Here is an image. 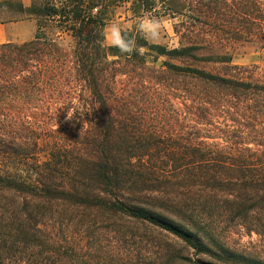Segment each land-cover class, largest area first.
I'll use <instances>...</instances> for the list:
<instances>
[{
	"label": "trees",
	"instance_id": "obj_1",
	"mask_svg": "<svg viewBox=\"0 0 264 264\" xmlns=\"http://www.w3.org/2000/svg\"><path fill=\"white\" fill-rule=\"evenodd\" d=\"M127 4L188 18L180 46L107 45ZM22 18L34 39L0 44V264H264L241 244L264 243V66L234 64L264 54V0H0Z\"/></svg>",
	"mask_w": 264,
	"mask_h": 264
},
{
	"label": "rangeland",
	"instance_id": "obj_2",
	"mask_svg": "<svg viewBox=\"0 0 264 264\" xmlns=\"http://www.w3.org/2000/svg\"><path fill=\"white\" fill-rule=\"evenodd\" d=\"M23 1L28 6L31 0H23ZM158 7L159 8H157L152 12H148V13L145 12L138 15H135L133 13L130 4L115 8L111 11L109 15V21L107 27L112 23H118L124 31L131 30V31L139 32L138 24L143 18H145L146 16L155 17L159 19L162 24L161 39L158 42H152L149 40L148 41L152 44H160L163 46H167L169 49L178 48L180 46L181 38L180 35L176 33L175 28L178 27V29L181 30L182 29L180 28L181 24L183 22H187L188 18L182 16L172 17L167 13H165V7H162L161 5ZM36 31H37V23L34 18H22L18 21H12V22L0 24V35L6 36L7 38L6 43L11 42V43L21 44L22 40L24 39L33 40ZM50 35L54 36V32L50 33ZM64 43L67 46H72L73 39L70 36L65 35ZM106 44L111 45L107 39V36H106ZM142 52H145V50H142ZM235 54H236L235 55L236 59L234 61L235 65H249L254 63L264 66V54H259L258 52H256L254 48L248 45L240 46L238 50L235 52ZM163 61H165L164 58L160 59L159 62H163ZM140 232H143V230H140ZM151 233H153L154 239L157 242H160L162 246H164L165 244L171 249H177V250L180 249L179 243L172 236L166 234H160L159 232H151ZM259 239L260 238L255 234L252 235V237L246 235L243 237V239H241V244L249 246L251 248L256 246L262 247V245L264 246V243L260 242ZM183 254L188 258L193 257L192 251L190 252L186 251L183 252Z\"/></svg>",
	"mask_w": 264,
	"mask_h": 264
},
{
	"label": "clouds",
	"instance_id": "obj_3",
	"mask_svg": "<svg viewBox=\"0 0 264 264\" xmlns=\"http://www.w3.org/2000/svg\"><path fill=\"white\" fill-rule=\"evenodd\" d=\"M138 30L149 41L158 42L161 39L162 24L155 17L146 16L138 24ZM105 35L112 47L117 48L122 54H131L136 48V42L118 23L110 24L105 30ZM75 109L69 108L66 119L71 121Z\"/></svg>",
	"mask_w": 264,
	"mask_h": 264
},
{
	"label": "crops",
	"instance_id": "obj_4",
	"mask_svg": "<svg viewBox=\"0 0 264 264\" xmlns=\"http://www.w3.org/2000/svg\"><path fill=\"white\" fill-rule=\"evenodd\" d=\"M3 26V25H2ZM6 36L5 35H0V44L6 43ZM30 39H24L22 40V43L29 42ZM31 41V40H30Z\"/></svg>",
	"mask_w": 264,
	"mask_h": 264
}]
</instances>
